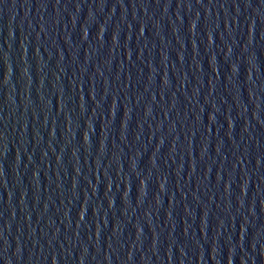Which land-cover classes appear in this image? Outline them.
Segmentation results:
<instances>
[{
  "label": "water",
  "instance_id": "water-1",
  "mask_svg": "<svg viewBox=\"0 0 264 264\" xmlns=\"http://www.w3.org/2000/svg\"><path fill=\"white\" fill-rule=\"evenodd\" d=\"M0 264H264V0H0Z\"/></svg>",
  "mask_w": 264,
  "mask_h": 264
}]
</instances>
